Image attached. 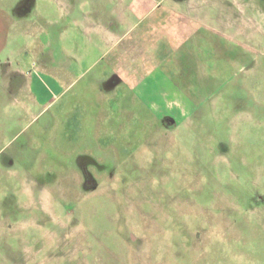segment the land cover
I'll return each instance as SVG.
<instances>
[{
    "label": "rangeland",
    "instance_id": "obj_1",
    "mask_svg": "<svg viewBox=\"0 0 264 264\" xmlns=\"http://www.w3.org/2000/svg\"><path fill=\"white\" fill-rule=\"evenodd\" d=\"M207 5L221 33L174 51L143 96L111 92L104 61L36 90L40 37L12 40L0 264H264V0Z\"/></svg>",
    "mask_w": 264,
    "mask_h": 264
},
{
    "label": "crops",
    "instance_id": "obj_2",
    "mask_svg": "<svg viewBox=\"0 0 264 264\" xmlns=\"http://www.w3.org/2000/svg\"><path fill=\"white\" fill-rule=\"evenodd\" d=\"M212 7L207 0H0V57L18 35L37 34L45 60L36 63L34 89L58 91L79 79V66L90 72L104 61L99 75L111 92L125 84L152 94L147 81L174 51L186 56L207 43L208 30L221 33L208 24Z\"/></svg>",
    "mask_w": 264,
    "mask_h": 264
}]
</instances>
